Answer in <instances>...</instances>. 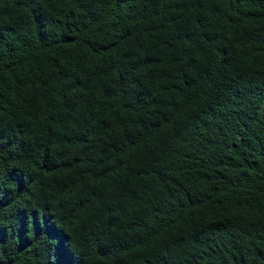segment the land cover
Listing matches in <instances>:
<instances>
[{
    "label": "trees",
    "instance_id": "trees-1",
    "mask_svg": "<svg viewBox=\"0 0 264 264\" xmlns=\"http://www.w3.org/2000/svg\"><path fill=\"white\" fill-rule=\"evenodd\" d=\"M0 264H264V0H0Z\"/></svg>",
    "mask_w": 264,
    "mask_h": 264
}]
</instances>
